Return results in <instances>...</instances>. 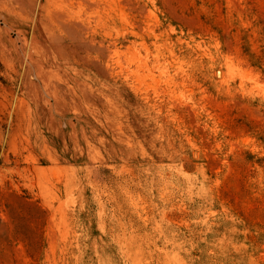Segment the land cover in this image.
Listing matches in <instances>:
<instances>
[{"label":"rangeland","instance_id":"obj_1","mask_svg":"<svg viewBox=\"0 0 264 264\" xmlns=\"http://www.w3.org/2000/svg\"><path fill=\"white\" fill-rule=\"evenodd\" d=\"M0 264H264V0H0Z\"/></svg>","mask_w":264,"mask_h":264}]
</instances>
